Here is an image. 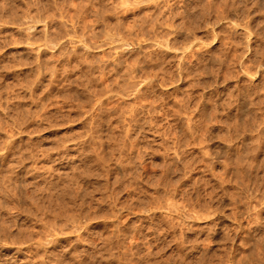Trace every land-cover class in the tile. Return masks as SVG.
<instances>
[{
	"label": "rangeland",
	"instance_id": "rangeland-1",
	"mask_svg": "<svg viewBox=\"0 0 264 264\" xmlns=\"http://www.w3.org/2000/svg\"><path fill=\"white\" fill-rule=\"evenodd\" d=\"M0 264H264V0H0Z\"/></svg>",
	"mask_w": 264,
	"mask_h": 264
},
{
	"label": "bare ground",
	"instance_id": "bare-ground-1",
	"mask_svg": "<svg viewBox=\"0 0 264 264\" xmlns=\"http://www.w3.org/2000/svg\"><path fill=\"white\" fill-rule=\"evenodd\" d=\"M134 146V145H133ZM133 148V147H132ZM215 167V166H214ZM242 230V229H241ZM244 232V231H243ZM243 234V233H242ZM254 262V261H253ZM238 263V262H237Z\"/></svg>",
	"mask_w": 264,
	"mask_h": 264
}]
</instances>
